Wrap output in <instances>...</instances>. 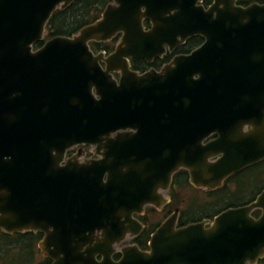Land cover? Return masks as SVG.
Returning a JSON list of instances; mask_svg holds the SVG:
<instances>
[{"label": "water", "instance_id": "water-1", "mask_svg": "<svg viewBox=\"0 0 264 264\" xmlns=\"http://www.w3.org/2000/svg\"><path fill=\"white\" fill-rule=\"evenodd\" d=\"M74 1L0 0V231L43 233L51 264H257L264 189L211 222L178 227L175 209L146 251L115 246L142 231L146 207L169 203L179 170L213 191L264 160V3L111 0L76 35L34 50ZM118 34L112 53L90 49ZM194 36L203 43L160 70L131 69ZM79 146L96 158L66 157Z\"/></svg>", "mask_w": 264, "mask_h": 264}, {"label": "trees", "instance_id": "trees-1", "mask_svg": "<svg viewBox=\"0 0 264 264\" xmlns=\"http://www.w3.org/2000/svg\"><path fill=\"white\" fill-rule=\"evenodd\" d=\"M110 2L111 0H76L64 9H57L46 24V34L43 41L37 43L34 46V50L54 37H72L76 35L83 27L98 20ZM209 3L210 0L203 1L204 6H207ZM252 3H264V0H237V4L241 6H247ZM144 26L149 28V22L145 21ZM119 38L120 34L108 42H90L89 46L94 54L105 52L108 55L114 51ZM203 41V38L200 36L191 37L184 44L177 47L173 53H166L163 57L157 58L152 62L142 59H132L130 60L131 69L139 73H144L150 69L159 70L163 65L169 63L175 55L189 54L198 48ZM115 77H118V75L115 74ZM231 185H233V188H231ZM185 187L192 188L188 182V173L186 170H179L172 177L168 192L170 202L162 209L165 212L164 219L175 209H179L178 227L203 220H213L215 216L228 208L240 207L254 201L256 196L264 189V160L243 169L239 173L233 174L216 190L206 191L192 188L194 193L188 198L186 207L183 209L181 206L184 198L180 191ZM201 196L205 199L202 200ZM246 196L248 197L246 198ZM153 211V208H147L146 214L138 217L140 222L146 225L147 214ZM260 213L259 210H255L252 216L257 218ZM160 224L161 222H157L150 227L146 225L145 229L132 239V243L136 244L142 251L148 250L150 235ZM13 236L15 238L18 237L20 240L26 239V241H31V239L33 241L34 237L35 239L40 238V235L34 236L32 233L15 234ZM1 238L7 239L8 235L2 234ZM11 246V244H8L7 248L11 249ZM2 247L3 245L0 244V248ZM118 257L119 255H116L114 259Z\"/></svg>", "mask_w": 264, "mask_h": 264}, {"label": "flooded vegetation", "instance_id": "flooded-vegetation-1", "mask_svg": "<svg viewBox=\"0 0 264 264\" xmlns=\"http://www.w3.org/2000/svg\"><path fill=\"white\" fill-rule=\"evenodd\" d=\"M203 1L204 0H202V4H203ZM212 3V0H210V3L207 5V6H204V7H208L210 4ZM236 4H237V0H236ZM204 5V4H203ZM238 5V4H237ZM241 6V5H240ZM149 22V21H148ZM150 24V23H149ZM179 47V46H178ZM177 48V47H176ZM176 48L172 51V52H166V53H173L175 50H176ZM105 55H107L105 52H103ZM165 53V54H166ZM164 56V55H163ZM162 56V57H163ZM176 56V55H175ZM132 60V59H131ZM164 66V65H163ZM162 66V67H163ZM161 67V68H162ZM160 68V69H161ZM159 69V70H160ZM156 70V69H155ZM118 75V74H117ZM119 76V75H118ZM114 77H115V74H114ZM115 78H118V77H115ZM90 148V146H79V147H75V148H72V149H70L69 151H67V153H66V157H71V156H74L75 154H76V152L78 151V149H82L83 151H84V155H85V152H87L86 151V149H89ZM83 155V156H84ZM83 156L80 158V161L82 160V161H84V160H87V159H85V158H83ZM94 158V156H90L89 157V159H93ZM96 158V157H95ZM171 185V184H170ZM169 189H170V187H169ZM167 192H169V190L167 191ZM168 197H169V194H168ZM170 198V197H169ZM169 202H170V199H169ZM167 205V204H166ZM148 207H150V206H148ZM148 207H146V209L148 208ZM146 209H145V211H146ZM163 209V208H162ZM146 214V212H144V215ZM144 215H141V216H144ZM138 217L139 216H135V218H137L138 219ZM139 220V219H138ZM140 221V220H139ZM210 221V220H209ZM142 223V222H141ZM142 225L144 226L143 227V229H142V231L145 229V227H146V225L144 224V223H142ZM141 231V232H142ZM140 232V233H141ZM25 233H32L34 236H39L40 235V238L39 239H35V237H34V239H33V241H32V239H31V241H26V239H23V240H20L18 237L17 238H15V240L13 241V242H11V243H9V242H7L5 239H2L1 238V235L2 234H5V233H2L1 231H0V244L1 245H3V247L2 248H0V251L2 250L3 251V249L4 248H6V249H8L7 248V245L8 244H11L12 246H11V248H13V249H16L15 250V255L14 256H8V257H6V259L5 258H3L1 261H5L4 263L5 264H51L52 263V260L50 259V258H48V257H45L44 255H42V253H41V251H40V247H39V243H40V241L42 240V238H43V233H41V232H36V233H34V232H24V233H13V234H5V235H8V237L9 236H11V235H15V234H25ZM139 233V234H140ZM138 234V235H139ZM137 235V236H138ZM136 236V237H137ZM135 238V237H134ZM134 238H132V239H134ZM132 239H131V241H132ZM132 244H134V243H132ZM131 244V245H132ZM120 245V244H119ZM136 245V244H135ZM10 246V245H9ZM137 246V245H136ZM138 247V246H137ZM32 249H38L37 251L39 252V255H40V257H41V259H39V261H37V260H35V258H34V254L32 253ZM119 252V251H118ZM0 254H2V253H0ZM116 255H119V257H120V254L119 253H116L114 256H116ZM119 257L117 258V259H119ZM99 259V258H98ZM117 259H115V260H117ZM264 260V258L263 259H261V260H259L258 261V263L257 264H260V262H262Z\"/></svg>", "mask_w": 264, "mask_h": 264}, {"label": "rangeland", "instance_id": "rangeland-1", "mask_svg": "<svg viewBox=\"0 0 264 264\" xmlns=\"http://www.w3.org/2000/svg\"><path fill=\"white\" fill-rule=\"evenodd\" d=\"M86 151L87 152H85V155L83 156V158L89 159L90 156H94V158L96 157L95 154H94V148L93 147H90L89 149H86ZM250 187H252V186H250ZM192 188H194V187H192ZM192 188L185 187V188L181 189V191H180L182 197L184 198V201L182 203V206L180 205L181 208H183V209L186 207L188 198L191 197L193 195V193H194V191L192 190ZM231 188H233V185H231ZM164 195L168 199H170L168 197V192H165ZM247 197L248 196H246V198ZM201 199L204 200L205 198H203V196H201ZM148 208H153L154 209L153 212H148V214H147L148 217H147L146 224H147L148 227H150L151 225H153V224H155L157 222H162L164 220L165 212H163L162 209H156L154 207H148ZM5 240L7 242L11 243V242H13L15 240V236L11 235L7 239L5 238ZM131 244H132L131 239L130 238H127L120 245L115 246V248H116L117 251H120L123 247H126V246L131 245ZM8 250H10V251H8ZM15 250L16 249H13V248H11V249L4 248L3 251L1 250L0 253H2V254H0V264H5L4 263L5 261H1L3 258L6 259V257H8V256H14L15 255ZM32 250H33L32 253L34 254L35 260L39 261V259H41V257L39 255V252L37 251L38 249H32ZM260 264H264V260L262 262H260Z\"/></svg>", "mask_w": 264, "mask_h": 264}]
</instances>
